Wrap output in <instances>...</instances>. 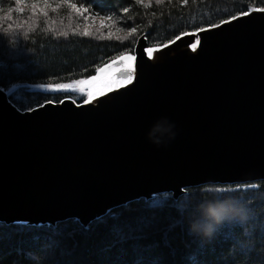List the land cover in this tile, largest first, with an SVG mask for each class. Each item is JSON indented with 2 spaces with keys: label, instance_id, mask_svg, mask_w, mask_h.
Listing matches in <instances>:
<instances>
[{
  "label": "water",
  "instance_id": "1",
  "mask_svg": "<svg viewBox=\"0 0 264 264\" xmlns=\"http://www.w3.org/2000/svg\"><path fill=\"white\" fill-rule=\"evenodd\" d=\"M236 16L151 57L140 35L132 82L89 103L20 110L0 87V222L87 226L139 198L264 183V12ZM163 118L176 135L162 122L157 145Z\"/></svg>",
  "mask_w": 264,
  "mask_h": 264
},
{
  "label": "trees",
  "instance_id": "2",
  "mask_svg": "<svg viewBox=\"0 0 264 264\" xmlns=\"http://www.w3.org/2000/svg\"><path fill=\"white\" fill-rule=\"evenodd\" d=\"M40 1L35 12L20 5L18 13L17 0H0V87L20 110L59 101L61 94L33 87L87 78L132 53L140 35L147 46L163 45L182 33L264 8V0ZM96 16L128 33H105L93 24ZM86 18L93 23L87 26ZM226 196L244 203L247 223H226L212 238L190 234L188 218L197 205ZM0 264H264V183H205L187 187L177 198L166 192L139 198L87 226L75 219L54 225L0 222Z\"/></svg>",
  "mask_w": 264,
  "mask_h": 264
},
{
  "label": "snow or ice",
  "instance_id": "3",
  "mask_svg": "<svg viewBox=\"0 0 264 264\" xmlns=\"http://www.w3.org/2000/svg\"><path fill=\"white\" fill-rule=\"evenodd\" d=\"M23 2V0H17V6L15 8V11L20 13L23 11V9L20 7V4ZM138 3H142L143 0H137ZM157 4H162L163 0H156ZM171 2V0H169ZM186 2V0H184ZM47 6V5H46ZM68 7H71L75 9L77 12H81V8H78L76 4H68ZM145 7L150 6L149 3L144 4ZM33 11H36V5H32ZM56 9L54 8L53 11ZM261 11L264 12V8H257V9H250L249 11L242 12L241 15H249L250 11ZM11 12L12 9H9ZM83 11H87V9H83ZM44 15H47V13H43ZM237 16H232L231 19H237ZM4 19H11V16L5 17ZM109 19H111L109 17ZM229 21H223V23H227ZM219 25L213 24L210 25V27H218ZM206 29H199L198 31H204ZM136 29H132V32H135ZM66 35V34H65ZM84 35H88V32L85 31ZM131 35V33H129ZM182 35H195V33H183ZM127 37H125L126 39ZM176 40L181 39V36H177L175 38ZM175 41H170L169 43H174ZM168 45L165 44L163 47H167ZM191 47L195 50L197 47L196 43H193ZM156 48H148L147 54L149 57L152 56V53L156 51ZM136 57L132 54H122L117 59L112 60L110 63L105 64L103 67H98L96 69V75L91 76L88 79H80L75 80L72 83L69 84H59L56 87L58 89H64V90H72V91H78L81 94H86L88 99L85 100V103L91 102V100L95 97L96 93L104 94L105 91H112L113 86H122L125 83H131L133 80V72H134V62Z\"/></svg>",
  "mask_w": 264,
  "mask_h": 264
},
{
  "label": "clouds",
  "instance_id": "4",
  "mask_svg": "<svg viewBox=\"0 0 264 264\" xmlns=\"http://www.w3.org/2000/svg\"><path fill=\"white\" fill-rule=\"evenodd\" d=\"M167 124L163 130L170 132V139L175 138L174 124L167 123V118L157 122L150 129L149 139L159 145L162 141L156 138V133L161 131V124ZM249 211L244 203L234 196L203 200L197 205L194 213L188 218L190 234L212 238L224 224L244 225L249 220Z\"/></svg>",
  "mask_w": 264,
  "mask_h": 264
},
{
  "label": "rangeland",
  "instance_id": "5",
  "mask_svg": "<svg viewBox=\"0 0 264 264\" xmlns=\"http://www.w3.org/2000/svg\"><path fill=\"white\" fill-rule=\"evenodd\" d=\"M33 4L39 6V5H41V1H40V0H23V2H22L20 5H21L22 7H27V8H29V7H32ZM93 19H94V21H97L96 24L93 23L92 21H90L89 19L86 18V21H87V22H86V25L89 26L90 23H93L94 25H96V26H98V27H100V28H103V29L105 30V33L111 34L113 37H115V36L125 35L126 33H128V31H120V30H118V29H114V28L109 27V25H108L107 22H106V18L103 17V16H96V17H93ZM148 48H151V46H148V47L146 48V50H147ZM128 54H132V55H133V52H132V53H128ZM117 58H118V57H117ZM117 58H115V59H117ZM115 59H113V60H115ZM111 61H112V60H111ZM111 61H109V62H107V63H110ZM107 63H105V64H107ZM105 64H104V65H105ZM104 65H102L101 67H103ZM95 73H96V71H95ZM95 73H94V74H95ZM84 79H86V78H84ZM72 82H73V81H70V82H67V83H62V84H69V83H72ZM125 84H127V83H125ZM57 85H59V84H57ZM57 85H36V86L33 87V88L39 89V90L44 91V92H46V93H48V94H49V93H50V94H61V98H60V99L65 98V97H66V98H70V99L73 100L75 103H77V102H76V98H80L81 102H84L85 100L88 99V97H87L86 94H81V93H79L78 91L58 89V88L56 87ZM116 87H119V86L114 85V86H113V89L116 88ZM105 92H107V90H106ZM99 95H101V94L96 93L94 98H96V97L99 96ZM94 98H93V99H94ZM60 99H59V100H60ZM47 101H52V100H47ZM44 102H45V101H44ZM44 102H43V103H44ZM53 102H57V101H53ZM41 104H42V103H41Z\"/></svg>",
  "mask_w": 264,
  "mask_h": 264
},
{
  "label": "bare ground",
  "instance_id": "6",
  "mask_svg": "<svg viewBox=\"0 0 264 264\" xmlns=\"http://www.w3.org/2000/svg\"><path fill=\"white\" fill-rule=\"evenodd\" d=\"M193 43H195V42H193ZM193 43H192V44H193ZM192 44H190V48H192V47H191ZM146 53H147V50H146ZM147 55H148V54H147ZM148 56H149V55H148ZM96 74H97V73H95V74H93V75H91V76H94V75H96ZM91 76L87 77L86 79L90 78Z\"/></svg>",
  "mask_w": 264,
  "mask_h": 264
}]
</instances>
